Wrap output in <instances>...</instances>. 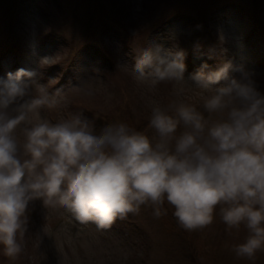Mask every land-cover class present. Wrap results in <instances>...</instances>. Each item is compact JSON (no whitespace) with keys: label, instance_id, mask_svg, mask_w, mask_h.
I'll return each mask as SVG.
<instances>
[{"label":"clouds","instance_id":"clouds-1","mask_svg":"<svg viewBox=\"0 0 264 264\" xmlns=\"http://www.w3.org/2000/svg\"><path fill=\"white\" fill-rule=\"evenodd\" d=\"M185 56L178 46L150 40L131 64L136 78L153 88L175 82L177 95L187 86L204 97L208 118L184 102L149 101L154 139L123 122L97 131L83 113L52 123L41 110L56 107L61 90L49 93L37 68L0 76V248L5 257L15 261L23 252L29 209L37 201L102 230L142 206H151L159 218L166 214L165 204L181 228L202 230L218 209L228 229L247 230L244 241L232 248L238 258L251 261L264 251V90L253 72L231 60L215 68L204 62L186 79Z\"/></svg>","mask_w":264,"mask_h":264},{"label":"rangeland","instance_id":"rangeland-1","mask_svg":"<svg viewBox=\"0 0 264 264\" xmlns=\"http://www.w3.org/2000/svg\"><path fill=\"white\" fill-rule=\"evenodd\" d=\"M150 40L185 51L186 79L204 62L215 68L231 60L264 90V0H0V76L37 68L49 93L61 90L57 106L41 110L52 123L83 113L97 131L134 122L154 139L151 100L194 105L208 118L198 89L177 95L175 82L153 88L136 78L131 64ZM43 57L50 58L39 63ZM164 207L156 218L142 206L102 230L37 201L23 252L13 261L0 248V264H264V251L251 261L235 255L247 230L228 229L218 209L210 226L186 231Z\"/></svg>","mask_w":264,"mask_h":264},{"label":"trees","instance_id":"trees-1","mask_svg":"<svg viewBox=\"0 0 264 264\" xmlns=\"http://www.w3.org/2000/svg\"><path fill=\"white\" fill-rule=\"evenodd\" d=\"M126 123V122H125ZM129 123H131V122H129ZM134 123V122H133ZM133 123L130 125V124H128V123H126L130 128H133V129H135V127L133 126Z\"/></svg>","mask_w":264,"mask_h":264}]
</instances>
